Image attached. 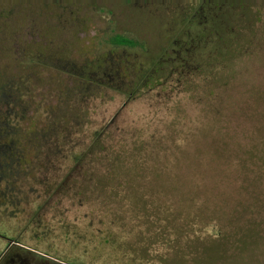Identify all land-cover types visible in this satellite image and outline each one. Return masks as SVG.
I'll list each match as a JSON object with an SVG mask.
<instances>
[{
	"label": "rangeland",
	"instance_id": "obj_1",
	"mask_svg": "<svg viewBox=\"0 0 264 264\" xmlns=\"http://www.w3.org/2000/svg\"><path fill=\"white\" fill-rule=\"evenodd\" d=\"M248 1L242 22L226 11L244 29L230 54L214 0H0V253L264 264V0Z\"/></svg>",
	"mask_w": 264,
	"mask_h": 264
},
{
	"label": "trees",
	"instance_id": "obj_2",
	"mask_svg": "<svg viewBox=\"0 0 264 264\" xmlns=\"http://www.w3.org/2000/svg\"><path fill=\"white\" fill-rule=\"evenodd\" d=\"M214 7L215 8L212 13V18L214 21V28H215L216 38L214 39V41L216 44V49H217L216 51L222 52L226 50V47H228V52L230 54H234L235 52H238L240 49L243 48V44L241 41L239 42L236 41L234 45L232 42L230 43L228 39L230 36L232 38V36L241 35L244 29L242 30L243 28L242 24H238V25L232 26L231 33L229 34L230 31L228 32V27L230 26H228V24L226 23L229 17L226 11L232 10L233 13H236L235 16H237L238 21L242 22L244 20V16H247L248 12L251 11L250 1L248 0H214ZM205 23L203 21V26H205ZM236 27L238 28V31L235 29ZM249 28H252V27H249ZM110 41L118 46H128L132 48L133 47L137 48V46H140V45L144 46L142 43H138V41L127 38L117 32L111 36ZM139 204L145 205L147 203L140 202Z\"/></svg>",
	"mask_w": 264,
	"mask_h": 264
},
{
	"label": "flooded vegetation",
	"instance_id": "obj_3",
	"mask_svg": "<svg viewBox=\"0 0 264 264\" xmlns=\"http://www.w3.org/2000/svg\"><path fill=\"white\" fill-rule=\"evenodd\" d=\"M19 246H20V248L15 247V249H13V250L10 249V248H12V246H9V247L5 248L3 251H1V253H0V264H35L34 263L35 259L31 258L29 261H26L29 259L26 256H29V255H27V253H25L27 251L24 252L23 248H27V247L26 246L23 247V245H19ZM10 250H12V251H10ZM40 256L47 258L48 261L50 262V259H51L50 257L44 256L42 254H40Z\"/></svg>",
	"mask_w": 264,
	"mask_h": 264
}]
</instances>
